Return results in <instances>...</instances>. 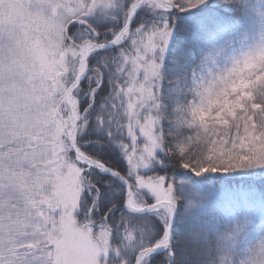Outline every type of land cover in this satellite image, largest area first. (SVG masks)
I'll use <instances>...</instances> for the list:
<instances>
[{
	"label": "snow or ice",
	"instance_id": "snow-or-ice-1",
	"mask_svg": "<svg viewBox=\"0 0 264 264\" xmlns=\"http://www.w3.org/2000/svg\"><path fill=\"white\" fill-rule=\"evenodd\" d=\"M0 264H264V0H0Z\"/></svg>",
	"mask_w": 264,
	"mask_h": 264
}]
</instances>
